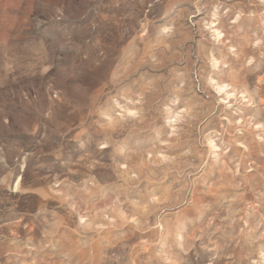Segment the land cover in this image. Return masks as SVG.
<instances>
[{"label": "rangeland", "instance_id": "374dc122", "mask_svg": "<svg viewBox=\"0 0 264 264\" xmlns=\"http://www.w3.org/2000/svg\"><path fill=\"white\" fill-rule=\"evenodd\" d=\"M0 264H264V0H0Z\"/></svg>", "mask_w": 264, "mask_h": 264}]
</instances>
